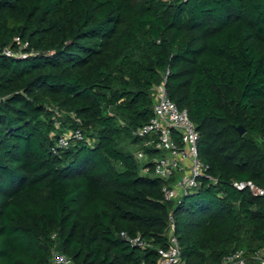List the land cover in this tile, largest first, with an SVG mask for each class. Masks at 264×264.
I'll list each match as a JSON object with an SVG mask.
<instances>
[{"label": "trees", "instance_id": "obj_1", "mask_svg": "<svg viewBox=\"0 0 264 264\" xmlns=\"http://www.w3.org/2000/svg\"><path fill=\"white\" fill-rule=\"evenodd\" d=\"M163 81L208 165L176 202L129 149L153 152L133 132ZM263 137L264 0H0V264H52L54 246L158 264L171 224L186 264L262 248L264 195L235 182L264 188Z\"/></svg>", "mask_w": 264, "mask_h": 264}, {"label": "built area", "instance_id": "obj_2", "mask_svg": "<svg viewBox=\"0 0 264 264\" xmlns=\"http://www.w3.org/2000/svg\"><path fill=\"white\" fill-rule=\"evenodd\" d=\"M16 40L19 41V38L17 37ZM24 45L26 46L27 43ZM3 53L7 56L18 54L9 47H5ZM152 96L153 116L147 123L135 129L133 134L141 138L142 145L153 152L149 153L145 148H139L135 156L143 163H151L150 166L142 167V172L162 179L164 181L162 192L165 199L176 202L199 186V178L205 174L208 165L199 156L200 133L195 122L190 118L187 109L179 108L168 96L165 81L153 87ZM70 136H72L71 132L62 136L60 144L67 146ZM74 136L84 139L79 131ZM262 141L264 142V137ZM210 179L215 180L213 177ZM235 186L239 189L249 187L255 194L264 195V188L256 186L252 181L235 182ZM173 229L171 224L168 247L158 249V264H186L180 257V248ZM122 236L127 237L124 232ZM127 239L133 245L142 247L148 245L140 236L127 237ZM51 262L52 264H74L72 259L56 246L51 250ZM222 264H264V247L251 252L243 248L233 250L225 255Z\"/></svg>", "mask_w": 264, "mask_h": 264}, {"label": "rangeland", "instance_id": "obj_3", "mask_svg": "<svg viewBox=\"0 0 264 264\" xmlns=\"http://www.w3.org/2000/svg\"><path fill=\"white\" fill-rule=\"evenodd\" d=\"M129 149H130L132 152H136L137 149H138V146H137V145H131V146L129 147Z\"/></svg>", "mask_w": 264, "mask_h": 264}, {"label": "water", "instance_id": "obj_4", "mask_svg": "<svg viewBox=\"0 0 264 264\" xmlns=\"http://www.w3.org/2000/svg\"><path fill=\"white\" fill-rule=\"evenodd\" d=\"M238 130L240 132V134H244L245 133V129L243 126H238Z\"/></svg>", "mask_w": 264, "mask_h": 264}]
</instances>
